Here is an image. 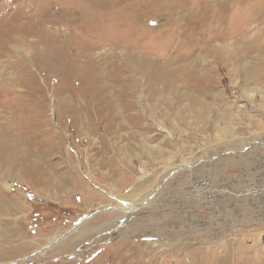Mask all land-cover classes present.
<instances>
[{"label": "rangeland", "instance_id": "374dc122", "mask_svg": "<svg viewBox=\"0 0 264 264\" xmlns=\"http://www.w3.org/2000/svg\"><path fill=\"white\" fill-rule=\"evenodd\" d=\"M102 1L107 0H85ZM111 1L132 14L143 2H170ZM253 1L264 7V0H183L184 10L177 11L189 16L185 21L202 18L201 25H211L217 35L240 12H250ZM83 5L0 0V129L18 151L50 148L45 162L51 172L39 186L8 173L13 189L7 196L18 197L22 210L0 211V264H213L223 255V264H264V191L252 190L264 189V9L243 34L215 39L206 51L195 49L198 78L186 73V80L170 83L177 86L170 91L159 79V87L149 91L139 84L142 60L171 56L179 24H165L169 35L159 38L157 30L146 34L143 26L135 39L126 37L133 27L123 31L133 19L116 26L122 10L110 12L113 23L104 16L98 25L91 15L102 13H85ZM260 28L262 38L254 42L260 45L247 49ZM63 37L78 45L86 38L100 41L93 52L101 56L103 71L109 69V80L101 84L115 101L118 89L131 86L126 98L136 116L102 122L106 130L95 127L81 106L101 96L73 69L76 44L63 47ZM111 61L127 69L123 82L112 77ZM102 133L104 156L93 149L101 147ZM89 150L106 157L105 166L92 164L107 178L97 180L96 168L88 169ZM16 162L11 167L20 169ZM205 181L214 188L210 194L208 188L191 190Z\"/></svg>", "mask_w": 264, "mask_h": 264}, {"label": "bare ground", "instance_id": "6f19581e", "mask_svg": "<svg viewBox=\"0 0 264 264\" xmlns=\"http://www.w3.org/2000/svg\"><path fill=\"white\" fill-rule=\"evenodd\" d=\"M78 1L82 4L84 3L87 5V6L83 5V7L81 8V10H83V12L88 13V9H89V12H90V10L96 11V9H98L102 13V14L91 15L92 16L91 18L96 23H98V25L100 23H102L103 21H104L103 23H105L106 19L108 20V22L113 23L114 21L111 19V17L114 14V12H118V11L122 10V8L120 6H118L117 4L112 2L111 0H107L106 2L102 1L99 4H90V5H88L87 2H85V0H78ZM169 1L170 2H167V3L164 2L163 5L160 3H158V5H157V4H155V1L153 3L150 1L149 2H143L140 5V7L138 5L140 12H138L137 14H132L130 12V9L127 8L125 11L122 10V13L119 14V16H117V19L115 21L116 26H118V28H119L120 25L121 26L126 25L127 21L129 19H133L135 22H133L128 28L124 29L123 31H128L131 27H133L134 30L132 32H130L129 35H126V37H131V38L134 37L135 39H137L136 35H139L138 31L143 26L145 28L146 34L149 31L157 30V38H159V37H163L165 35H169L168 30H167V26L165 24H169V23L179 24V27H178L179 28V30H178L179 35L177 36L178 42L174 48H173V46L171 44V40H170V49L172 47V51H173L171 56L164 58L163 55H161V57H159L156 60H151L150 58L144 57V59L142 60V65H140L141 66L140 71H141L142 78L140 79L141 82H139V84H140L141 89H143V90L145 89V90H149V91H155L157 89V87H159V82H156L159 79L163 83V85H162L163 89H169V91L174 90L175 88H177V86H173V85L170 86V83L174 84L173 82L177 78H178V81L186 80V73L190 74L194 78L195 77L198 78V76L196 75L198 73V69L194 68V66H193V64H196L198 62V58H199V56H195V57L193 56V53H194L196 48L198 49L200 47V49L202 48L205 50L211 45V43L215 39L229 38V35H238L240 33L243 34L248 29L251 28L250 26L253 23L258 22L259 19L263 18V15H262V13L259 12V9H264V7L260 8L262 5L259 4L257 1L256 2L253 1L254 4H252L253 7H251L250 12L253 10H254V12H252L251 14L248 10H245L248 12L247 14L245 11L240 12V13H242V16L235 18L234 22L232 24L229 21V25H230L229 29L223 28L222 31H220L217 35H213V30L210 28L211 25H209L210 27L206 26L208 24H206V25L204 24L205 26L201 25L200 21L202 22V20H203L202 18L200 21L198 20L196 22L185 21L186 19H188L189 16H186V18H185L184 17L185 15H183V14L180 15L181 12L177 11L178 9L184 10L183 0H176V1L175 0H169ZM196 9H197V7H196ZM111 11H114V12H112L110 14ZM212 15H213L212 17L216 18V16L214 14H212ZM104 16L106 17V19ZM151 16L154 17L153 23H151V20H150ZM205 18H209V16L205 15ZM145 22L148 23V26H147V24L145 25ZM103 23H102V25H103ZM259 23H261V22H259ZM164 26H166V27L164 28ZM231 26L236 28V30H232ZM89 27H93V24L86 25V27L84 28L85 32L88 31ZM174 27H176V26L174 25ZM136 28H137V31H136ZM212 28H214V27H212ZM169 29H172V28H169ZM101 32L103 34L105 32V30L101 31ZM116 33H118V32H116ZM255 34H257V35L249 38V42L247 43V46H246L247 49H257L258 46L260 45V43L255 44L254 42H255V40H259V41L261 40L262 34H263L262 29L261 28L258 29V32L254 33V35ZM131 38H126L124 40H130ZM166 38H168V37H166ZM139 40L144 41V38L140 37ZM61 42H62V46L65 48H66V46L68 48L69 44H76L73 41H71V39L68 37H63V40ZM99 43H100V41H97V40L94 41L93 43H91L90 40L88 38H86V39H84V45H78V44L74 45L75 48H73V50H75V53H73L70 56H71V62H72L73 69L74 70L77 69L79 71H82V73L84 74V79L93 84V87H92L93 91L95 90L101 96L100 101H98V102L96 101L94 104L89 102L88 105H86V107L81 106V110L86 111V113L88 115V119L93 120L92 122H93V124H96L95 127L97 129H98V125H102V126H104L103 128L106 130L107 126L103 125L104 123L102 124V122H105V121L106 122L107 121L118 122L121 118L127 119L124 117H128V116L134 117L137 114L135 115V114L130 113L131 111H133L134 107H133V104L130 102V100L128 101V99L126 98L127 95H129V92L127 91V89L130 90L131 86L130 87L125 86V87L121 88V90L118 89V92H119L118 97L119 98L115 101L116 97L113 98L114 100H112L109 98V95L107 94L109 92V86L106 85L105 83L101 84V81L109 80L108 79L109 69L103 71V69L101 68V65H102L101 56L100 55L95 56V53L93 52L99 46ZM186 46H188L191 50L187 51L185 53L184 48H186ZM217 54L222 55V54H224V51H218ZM187 59H190V61L187 62L188 61ZM77 63H80V65L76 66ZM111 64L114 68V71L112 73V77H116L118 80L123 82L121 74L122 75H123V73L125 74V71H127V69L123 68V67L120 68V66H116V61H113ZM123 85H124V83H123ZM135 85H136V83H135ZM143 90H142V92L144 93ZM154 93H156V92H154ZM152 94H153V92H152ZM166 97H168V96H166ZM95 119H97L98 121L96 122ZM83 122L85 123L84 120H83ZM80 123H82L81 120H80ZM85 125H86V123H85ZM104 136H106V133H102L101 136H99L97 138V142L101 143V147L100 146L93 147V149L96 148V150L98 151L97 152L98 154L102 153L103 154V155L101 154L102 156H104V154H105L106 143H107V142L105 143ZM84 139H86V138H84ZM18 150L19 149H16L15 147H13L11 145V143L7 139L5 133L0 129V211L2 213H4L5 215H7V214L12 215V214H15V212L20 213V211L22 210V208H21L22 204L20 203L18 197L13 198V197L7 196V192H10L13 189L12 188L13 186L11 185L9 177H8V173H12L13 175L17 174L16 177L18 178V180H23V182H26V183H33L36 186L43 185L44 183L49 182V180H50L49 178H51V174H50L51 172L49 173V171L47 170V168L49 166H46V165H48V163L45 162L47 159L46 157L48 155H50L49 154L50 148L49 149L48 148L40 149V148H33L32 147L31 149L23 150V152L18 151ZM90 152H91V150H89L87 155H86V157L88 158V159L87 158L86 159L89 160L88 169L96 168L94 170L93 174L96 176L97 180H103V179L107 178L109 173H106V174L103 173L102 174L100 172V170H98L97 167H93V164H92V163H94L95 165H97L98 167L101 168V167L105 166L103 160L106 159V157H102L101 159H99V157L96 156L97 155L96 152H95V154L90 153ZM68 158L70 160H73L74 156L71 154H68ZM16 161L22 165L21 168L19 167L20 169H17L15 167H11L12 162L14 163ZM75 179H76V182L79 186H81V185L83 186V183H81L83 180H80L79 178H77V176L75 177ZM15 229H14V231H15ZM17 235H18V233H16V236ZM8 238L10 239V237H8ZM52 240L55 241L54 238ZM22 243L23 242H21V244ZM203 250H205V249H203ZM8 252H7V250L3 251L4 254H7ZM225 255H228V254H225ZM222 257H224V255ZM222 257L219 259V261L217 263L213 260L214 261L213 264H223L222 263L223 262ZM207 262H209V261H207ZM182 264H183V262H182ZM209 264H212V262ZM229 264H232V263H229ZM237 264H244V263H243V261L242 262L240 261Z\"/></svg>", "mask_w": 264, "mask_h": 264}, {"label": "built area", "instance_id": "2783aa9c", "mask_svg": "<svg viewBox=\"0 0 264 264\" xmlns=\"http://www.w3.org/2000/svg\"><path fill=\"white\" fill-rule=\"evenodd\" d=\"M208 186H211V185L207 181H205L204 183H202V182L201 183H196V184H193V187H192L191 190L193 192H198V191H202V189H207ZM208 190H210L209 191V194H210V192L214 191V188H211V189L208 188ZM252 190H253V193H256V194H258L259 192L264 191V189H259L255 185L252 186ZM200 198H202V197H200Z\"/></svg>", "mask_w": 264, "mask_h": 264}]
</instances>
